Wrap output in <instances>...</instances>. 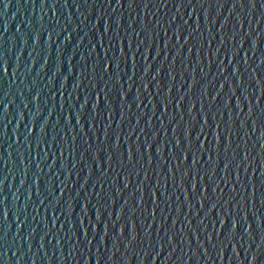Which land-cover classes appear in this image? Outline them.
<instances>
[{
	"label": "water",
	"instance_id": "water-1",
	"mask_svg": "<svg viewBox=\"0 0 264 264\" xmlns=\"http://www.w3.org/2000/svg\"><path fill=\"white\" fill-rule=\"evenodd\" d=\"M128 4L0 0V264H264V3Z\"/></svg>",
	"mask_w": 264,
	"mask_h": 264
},
{
	"label": "snow or ice",
	"instance_id": "snow-or-ice-1",
	"mask_svg": "<svg viewBox=\"0 0 264 264\" xmlns=\"http://www.w3.org/2000/svg\"><path fill=\"white\" fill-rule=\"evenodd\" d=\"M189 2H191V0H189ZM242 2V0H241ZM121 3H122V0H116V5L119 7L121 6ZM135 3V0H129V4L128 6L131 8L133 6V4ZM249 3L255 7V0H249ZM262 3H264V0H262ZM8 5L5 4V7H7ZM180 29H177V32H179ZM119 34L117 33V36ZM191 37V33H189V38L186 39L185 42H188V39H190ZM177 43H179V37L177 38ZM109 45L110 47L107 49V51L104 53V58L103 60H100L99 63H98V66L101 68V71L102 72H105L107 73L109 71V69L111 68V66L115 63L117 67H119V62L121 60H124L126 61L128 59V54L124 51L123 47H119V48H116V47H112V41L110 40L109 41ZM189 51L191 52V49H189ZM111 52L112 55L111 57H109L108 53ZM177 55L179 56L180 53L177 52ZM233 55L235 56L236 53H233ZM132 59H133V63H134V60H135V54L133 53L132 55ZM6 71V69H5ZM104 89H108V85L105 84L104 85ZM170 92V90H169ZM261 94H264V88L261 89ZM105 95V100L107 102H111V98L108 94V91H105L104 93ZM118 96H121V98H123V96L118 93L117 94ZM137 100H139V96L136 97ZM168 98L167 97H164L161 99V105L165 107V111H166V107H167V104H168ZM182 102V101H181ZM108 106H109V103H108ZM257 106H259V100H257ZM111 106H109V108H111ZM177 107H180V104H177ZM237 107H239V105H237ZM191 111V110H190ZM202 113H203V110H201ZM250 112H251V109H250ZM204 116H205V120H204V123H205V126H208V120H207V114L206 113H203ZM264 114V113H262ZM137 123H139V121H137ZM149 123H151V121H149ZM199 124V120H196L195 118H193V120H190L187 124V126L184 128L183 130V137H184V140L181 141V140H176V144H175V148H179L180 151H181V154L183 155V159L184 161H187L188 160V155L190 154L191 155V166H190V169L187 173H185V176H190L191 174V171L192 170H195L197 172V175H199L200 173V169L197 167L199 162L203 159V152L205 151H208V146L207 144H201L200 143V137L204 135V131L205 129L203 127L197 129L196 128V125ZM232 127V124L230 122L228 128H231ZM180 130V125H177L176 129L173 130V138L176 139V134L177 132ZM197 133L196 136H195V142H193V138H192V134L193 133ZM237 136H239V129H237L236 133H235ZM262 138H264V133H262ZM105 139H107V132H105ZM221 136L219 135V124H217L216 126V135L214 137V145L212 146L211 148V151L215 153L216 157H217V160L214 161L211 157V155H209L208 157V164L207 166H205V168L203 169V172H204V176H208L209 175V167L211 168V174L213 176H215V173H216V164L218 163L219 161V157H220V152H221ZM116 140H117V147H118V142H119V137L117 136L116 137ZM187 142V147L185 148L184 147V142ZM39 147V145H38ZM262 148H264V145H262ZM230 151H232V133L229 132V135L227 137V140H226V146L223 147V152L225 153V160L227 161V153H229ZM157 154L159 155L160 154V150L157 149ZM63 155V153L61 152V156ZM177 160H180L181 157L180 156H176L175 157ZM109 159L111 160V157H109ZM127 160H128V163L131 164L133 161H134V153L132 152V150L129 148V151L127 153ZM248 160V155H247V152L245 151V155L243 157V160L241 161V164H243L245 161ZM235 161V156H233V159L232 161H228L225 163V166H224V170H225V173L227 174L228 171H229V168L231 167V164ZM151 161H149L150 163ZM240 168V165H237V169L239 170ZM264 175V174H262ZM227 179V175L225 177ZM145 180H147V176H145ZM237 183H239V175H237V180H236ZM251 183V181H249ZM262 185H264V179H262L261 181ZM159 186V185H157ZM243 187V185H241ZM192 187H193V190L196 189V182L193 181L192 183ZM252 187H253V196H255V184H252ZM233 191H235V189H233ZM4 218L7 219V212L5 211L4 212ZM122 218V217H121ZM233 227H235V224L233 225ZM133 232H135V229H133ZM121 233L123 234V229H121ZM133 239H135V235H133Z\"/></svg>",
	"mask_w": 264,
	"mask_h": 264
}]
</instances>
